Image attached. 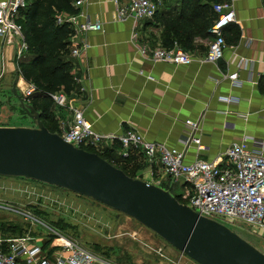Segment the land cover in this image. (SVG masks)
I'll list each match as a JSON object with an SVG mask.
<instances>
[{"label": "crops", "instance_id": "1", "mask_svg": "<svg viewBox=\"0 0 264 264\" xmlns=\"http://www.w3.org/2000/svg\"><path fill=\"white\" fill-rule=\"evenodd\" d=\"M152 1L157 4L155 16L135 21L116 18L115 0H85L81 20L99 21L102 30L79 35L75 45H87L79 55H72L70 47L74 89L69 95L75 106L94 130L122 135L135 129L148 141L184 151V162L215 161L232 141L244 137L250 145L264 144V0L221 1L232 3L235 11V21L223 29L222 58L205 61L214 39L209 32L196 35L185 49L193 56L188 64L147 59L132 41L136 31L137 45L163 47L165 22L180 14L182 0ZM28 84L18 72L15 45L0 36V90L15 85L22 93ZM54 105L55 119L72 121L73 110ZM186 119L197 122L195 135L204 150L183 143L190 131ZM123 149L114 140L101 143L97 151L120 154ZM130 155L131 167L141 165L137 178L163 188L169 184L159 162L149 163L137 148H131Z\"/></svg>", "mask_w": 264, "mask_h": 264}, {"label": "built area", "instance_id": "2", "mask_svg": "<svg viewBox=\"0 0 264 264\" xmlns=\"http://www.w3.org/2000/svg\"><path fill=\"white\" fill-rule=\"evenodd\" d=\"M85 0H75L76 13H61L58 23H67L72 28L70 37L71 54L79 55L87 45H75L80 34L102 30L99 21L82 19L81 6ZM116 18L135 21L153 18L157 4L152 0H115ZM27 0H0V36L15 45L16 59L19 61L28 50V43L18 22L21 9ZM217 15L209 32L214 34L210 41L205 61L216 63L224 54L226 40L223 29L235 21V11L230 2L213 5ZM138 33L132 34V41L143 57L152 61L188 64L193 56L178 42L172 47L149 49L147 45H137ZM235 74L231 75L235 78ZM33 84H28L22 94L27 98L35 92ZM59 108L73 110L71 122H60L57 133L75 147L100 149L101 143L111 144L118 140L123 146V155L131 148L141 149L149 163L159 162L164 173L173 181H182L186 186L187 205L202 216L235 225L245 222L254 229L264 228V144L257 147L249 144V138L232 141L222 156L215 161L196 158L184 162L185 152L163 143L148 141L140 132L129 129L125 134H103L94 130L92 124L76 107L73 98L63 91L50 94ZM190 131L183 137V143H193L198 150H204L201 138L195 135L196 121L186 119ZM220 222V220H217ZM221 222V223H223ZM225 224V223H223ZM226 225V224H225ZM228 226V225H227ZM229 227V226H228ZM54 241L32 243L30 237H2L0 235V264H116L112 260L94 253L77 242L60 234H54ZM48 242V241H47Z\"/></svg>", "mask_w": 264, "mask_h": 264}, {"label": "water", "instance_id": "3", "mask_svg": "<svg viewBox=\"0 0 264 264\" xmlns=\"http://www.w3.org/2000/svg\"><path fill=\"white\" fill-rule=\"evenodd\" d=\"M11 90L35 126H0V175L60 187L116 209L199 264H264V253L227 225L49 131L40 112L25 102L15 85Z\"/></svg>", "mask_w": 264, "mask_h": 264}, {"label": "rangeland", "instance_id": "4", "mask_svg": "<svg viewBox=\"0 0 264 264\" xmlns=\"http://www.w3.org/2000/svg\"><path fill=\"white\" fill-rule=\"evenodd\" d=\"M19 95L25 97L21 92ZM0 126H35V120L26 114L9 89L0 90ZM84 147L96 151L93 147ZM136 169V165L127 167V172L136 177ZM164 187L179 202L188 203L182 181L170 180ZM223 223L264 253V228L254 229L241 221L235 225ZM54 234L69 238L116 264H199L116 209L60 187L0 175V235L27 236L32 243L43 245L49 239L54 241Z\"/></svg>", "mask_w": 264, "mask_h": 264}, {"label": "trees", "instance_id": "5", "mask_svg": "<svg viewBox=\"0 0 264 264\" xmlns=\"http://www.w3.org/2000/svg\"><path fill=\"white\" fill-rule=\"evenodd\" d=\"M75 0H27V5L20 11L18 22L28 43V50L18 61V72L23 79L33 84L35 92L25 98L38 112L49 131L57 133L59 119L52 115L54 103L50 94L63 91L71 94L74 80L71 73L72 63L69 59L70 37L72 28L67 23H58L61 13H76ZM223 0H182L178 16L165 22L162 43L166 48L178 41L184 49H189L196 35L206 36L217 18L213 10L216 2ZM51 122V125L47 123ZM108 162L127 172L133 157L124 156L115 151L105 153L95 150ZM135 165L133 164L132 167ZM141 165H136L140 168Z\"/></svg>", "mask_w": 264, "mask_h": 264}]
</instances>
